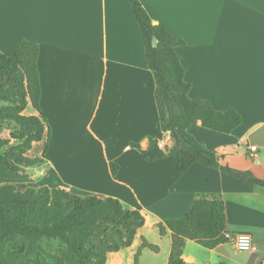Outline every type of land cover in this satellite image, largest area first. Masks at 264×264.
I'll return each instance as SVG.
<instances>
[{
  "label": "crops",
  "instance_id": "1",
  "mask_svg": "<svg viewBox=\"0 0 264 264\" xmlns=\"http://www.w3.org/2000/svg\"><path fill=\"white\" fill-rule=\"evenodd\" d=\"M138 1L153 25L184 41L176 54L189 98L242 119L230 134L197 122L189 135L220 164L264 180V0ZM23 40L39 46L48 134L33 145H47L50 187L117 199L144 216L132 245L109 254L106 264H134L142 239L158 252L141 249L138 264H167L171 232L160 236L156 225L183 217L202 195L224 202L226 234H250L253 248L238 251L229 239L214 249L187 241L183 262L264 264V189L199 163L180 174L167 155L173 142L159 124L154 78L128 0H0V52L12 57ZM149 139L164 146L149 148ZM131 143L148 157L167 156L147 161Z\"/></svg>",
  "mask_w": 264,
  "mask_h": 264
},
{
  "label": "trees",
  "instance_id": "2",
  "mask_svg": "<svg viewBox=\"0 0 264 264\" xmlns=\"http://www.w3.org/2000/svg\"><path fill=\"white\" fill-rule=\"evenodd\" d=\"M137 22L144 48L145 62L155 83V102L159 124L170 134L173 142L167 155L176 160L178 173H185L199 163L219 169L248 186L264 189V180L250 171L222 165L215 154H207L188 130L197 122L205 129L230 134L242 123L233 109L215 110L208 101L188 96L190 85L176 48L184 41L172 37L162 26L153 25L138 0H128ZM39 46L23 40L12 57L0 52V123L13 128L7 137H0V264H106L108 255L129 248L137 231L144 225V216L130 210L117 199L80 197L60 187L26 188L17 191V184L29 182L26 169L43 165L46 143L40 157L30 158L33 143L48 134L42 114L39 75L37 68ZM32 115H26L28 108ZM149 148L156 142L149 139ZM144 159L165 158L160 153L148 157L139 144L131 143ZM111 174L117 165L110 164ZM224 202L215 196H199L183 217L166 219L156 225L163 236L171 232V249L167 264H185L182 253L187 241L205 249L226 243ZM51 242L55 251L47 250ZM158 248L145 239L134 256L138 264L140 251Z\"/></svg>",
  "mask_w": 264,
  "mask_h": 264
},
{
  "label": "rangeland",
  "instance_id": "3",
  "mask_svg": "<svg viewBox=\"0 0 264 264\" xmlns=\"http://www.w3.org/2000/svg\"><path fill=\"white\" fill-rule=\"evenodd\" d=\"M2 106V104L0 103V107ZM12 126L9 124H4V123H0V137H7L9 132L12 130ZM44 145H33L32 149H31V156H29L30 158H36V157H40L41 153H42V149H43ZM47 167L45 166V163L41 166H36L33 168H29L25 170V173L29 176V182L24 183V184H17L16 188L17 191H24L26 188H40V187H48L51 188L50 186H52V183L50 182V178L47 175V171H46ZM199 247V246H198ZM57 248V243L56 242H51V244L49 245V247L47 246L46 249L50 250V251H55ZM201 253H206V250L199 247L198 248Z\"/></svg>",
  "mask_w": 264,
  "mask_h": 264
},
{
  "label": "built area",
  "instance_id": "4",
  "mask_svg": "<svg viewBox=\"0 0 264 264\" xmlns=\"http://www.w3.org/2000/svg\"><path fill=\"white\" fill-rule=\"evenodd\" d=\"M157 145L159 147H163V142H158ZM256 149L255 147H250V151L254 152ZM226 238L231 240L233 242V245L236 250L241 252H249L253 248L252 244V237L248 233H239L235 235L225 234ZM216 264H222V263H216Z\"/></svg>",
  "mask_w": 264,
  "mask_h": 264
}]
</instances>
